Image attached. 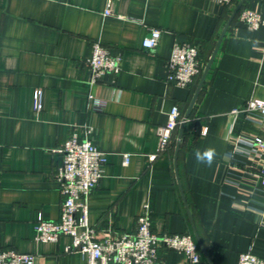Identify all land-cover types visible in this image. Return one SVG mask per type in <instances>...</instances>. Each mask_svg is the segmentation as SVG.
<instances>
[{"label":"crops","instance_id":"crops-1","mask_svg":"<svg viewBox=\"0 0 264 264\" xmlns=\"http://www.w3.org/2000/svg\"><path fill=\"white\" fill-rule=\"evenodd\" d=\"M244 8L264 19V0ZM105 10L106 0H0V251L34 254L38 264H86L65 253L70 238L42 243L35 225L39 216L60 220L58 150L87 126L108 160L88 199L100 239L133 234L149 203L155 233L197 231L209 257L200 248L197 264H239L249 252L264 259V158L233 139L244 132L264 139V130L232 114L264 101V24L251 31L232 22L187 123L176 173L179 128L175 147L162 153L158 128L175 107L184 119L233 10L208 0H117L112 16ZM150 29L162 31L155 51L143 48ZM96 43L120 55L122 69L91 86L87 62ZM176 43L200 48L203 71L188 89L167 80ZM90 95L101 110L91 108ZM208 147L216 150L213 164H198L195 151ZM160 255L166 264H191L183 253Z\"/></svg>","mask_w":264,"mask_h":264},{"label":"built area","instance_id":"built-area-1","mask_svg":"<svg viewBox=\"0 0 264 264\" xmlns=\"http://www.w3.org/2000/svg\"><path fill=\"white\" fill-rule=\"evenodd\" d=\"M117 0H106L105 16L114 14ZM214 4L235 9L240 0H208ZM239 23L251 31H257L264 24L262 16L250 9H242L237 16ZM162 31L150 29L143 41V48L155 51L160 44ZM91 71L90 85L101 83L106 76L117 78L122 69V57L96 43L92 56L87 62ZM203 71L200 48L193 43H176L168 61L169 83L181 88H190ZM90 106L101 110L103 105L90 95ZM43 111V90L34 93V112ZM235 118L244 114L245 118L264 130V101L250 100L232 113ZM183 122L181 112L175 107L169 114L166 125L158 128L159 152L172 146L176 132ZM90 127L77 128L58 150L62 165L58 168L56 179L61 186L63 202L60 220L49 221L39 216L35 225L37 240L42 243H58L62 237L71 239L65 248L67 254H80L86 264H166L161 257L162 250L185 254L191 264L201 261V253L194 236L186 234H157L153 230L151 206L146 203L142 214L137 218L133 234H121L99 238L98 231L90 224L88 199L100 185L108 160L92 141ZM236 144L249 148L253 159L264 158V139L247 132L233 135ZM130 155L124 156V164H129ZM157 154L150 157L151 161ZM0 264H38L34 254L20 253L13 249L0 251ZM239 264H264V259L252 253L240 255Z\"/></svg>","mask_w":264,"mask_h":264},{"label":"water","instance_id":"water-1","mask_svg":"<svg viewBox=\"0 0 264 264\" xmlns=\"http://www.w3.org/2000/svg\"><path fill=\"white\" fill-rule=\"evenodd\" d=\"M246 1H247V0H240V1L238 2L237 6H236L235 9L233 10L232 15H231L230 18H229L227 24L225 25V28H224V30L222 31V33H221V35H220V38H219V40H218V42H217L216 48H215V50H214V52H213V54H212V56H211L209 62L207 63L206 68H205L203 74H202V77H201V79H200L199 85H198V87H197V90H196L195 95H194V97H193V100H192V102H191L190 108H189L188 112L186 113V115H185V117H184V119H183L182 124H181L180 127H179L178 136H177V141H176V147H175V158H174L176 173H178V157H179V153H180V150H181V145H182V142H183V140H184V135H185L186 126H187V123L190 121V116H191V113H192V111H193V108H194V106H195V104H196V102H197V100H198V97H199L200 92H201V90H202V88H203V85H204V83H205V81H206V78H207V76H208V74H209V72H210V70H211V68H212V65H213V63L215 62V59H216V57H217V55H218V52H219L220 47H221V44H222V42H223V40H224V38H225V36H226V34H227L229 28H230L232 22L235 20V18H236L237 15L239 14V12L243 9V7H244ZM197 125H198V127H199V130H198V131H199V134H200V132H201V126H200V123H198ZM181 193H182V196H183V198H184V193H183V191H181ZM195 239L197 240V243L199 244L200 248L204 251L205 255L208 257V255H207V253H206V250H205V248H204V246H203V243H202V241L200 240V237L198 236V233H197L196 230H195ZM207 259L209 260V257H208Z\"/></svg>","mask_w":264,"mask_h":264},{"label":"clouds","instance_id":"clouds-1","mask_svg":"<svg viewBox=\"0 0 264 264\" xmlns=\"http://www.w3.org/2000/svg\"><path fill=\"white\" fill-rule=\"evenodd\" d=\"M194 155H195V160L198 164H205L207 166H211L216 156V150L215 148L208 147L203 151L196 150Z\"/></svg>","mask_w":264,"mask_h":264},{"label":"trees","instance_id":"trees-1","mask_svg":"<svg viewBox=\"0 0 264 264\" xmlns=\"http://www.w3.org/2000/svg\"><path fill=\"white\" fill-rule=\"evenodd\" d=\"M238 16V15H237ZM236 19V18H235ZM187 127V126H186ZM185 135H186V130H185ZM185 135H184V138H185ZM176 138V137H175ZM174 138V141H173V145H172V147L174 148L175 147V141H176V139ZM195 238V237H194ZM196 240V239H195ZM196 242H197V240H196ZM198 244V243H197ZM198 247H199V251H200V253H201V250H200V246H199V244H198ZM203 259V257H202V254H201V260Z\"/></svg>","mask_w":264,"mask_h":264}]
</instances>
